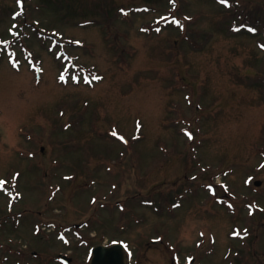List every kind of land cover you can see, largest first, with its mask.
<instances>
[{"label":"rangeland","instance_id":"1","mask_svg":"<svg viewBox=\"0 0 264 264\" xmlns=\"http://www.w3.org/2000/svg\"><path fill=\"white\" fill-rule=\"evenodd\" d=\"M263 3L0 0V264H264Z\"/></svg>","mask_w":264,"mask_h":264},{"label":"water","instance_id":"2","mask_svg":"<svg viewBox=\"0 0 264 264\" xmlns=\"http://www.w3.org/2000/svg\"><path fill=\"white\" fill-rule=\"evenodd\" d=\"M91 252L92 257L89 264H126L122 244L96 245Z\"/></svg>","mask_w":264,"mask_h":264},{"label":"snow or ice","instance_id":"3","mask_svg":"<svg viewBox=\"0 0 264 264\" xmlns=\"http://www.w3.org/2000/svg\"><path fill=\"white\" fill-rule=\"evenodd\" d=\"M221 2H223V3H226L227 2V0H221ZM61 79H64V77L63 76H61ZM86 80H87V78H86ZM114 135H115V132L113 133ZM3 182H0V184H2Z\"/></svg>","mask_w":264,"mask_h":264}]
</instances>
